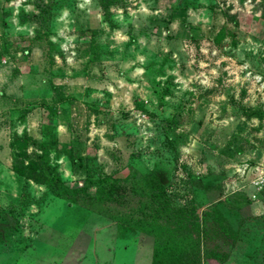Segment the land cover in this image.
<instances>
[{
  "label": "rangeland",
  "instance_id": "374dc122",
  "mask_svg": "<svg viewBox=\"0 0 264 264\" xmlns=\"http://www.w3.org/2000/svg\"><path fill=\"white\" fill-rule=\"evenodd\" d=\"M18 137L109 214L227 205L238 225L264 161V0H0V264H153V235L17 173ZM263 238L243 220L222 264H264Z\"/></svg>",
  "mask_w": 264,
  "mask_h": 264
},
{
  "label": "trees",
  "instance_id": "16d2710c",
  "mask_svg": "<svg viewBox=\"0 0 264 264\" xmlns=\"http://www.w3.org/2000/svg\"><path fill=\"white\" fill-rule=\"evenodd\" d=\"M14 143H17L18 150L14 156L13 169L17 173L37 182L48 183L53 194L106 213L119 222L121 226L136 232L153 235L156 247L153 264H203L204 258L214 259L222 264L230 258L237 245L240 232L231 225L218 205H214L205 211L204 223L200 221V212L197 207H194V211L184 207L181 210L178 209L174 213L176 218H170L166 222H161L159 218L158 221L143 220L140 215L135 218L132 216V212L123 209H118L109 214V211L105 212V209L101 208L104 202L97 200L96 197L80 195L77 189L69 187L59 178L47 180L44 169L48 160L43 155L38 156L37 162L31 158V155L26 151L27 138L18 137ZM21 154L28 158V163L24 161ZM107 209H109L108 206ZM183 244H188L189 247L185 248L184 253L182 251L184 257L180 258L173 252V248H182ZM168 249L170 250L168 251ZM172 256L174 259L171 258Z\"/></svg>",
  "mask_w": 264,
  "mask_h": 264
},
{
  "label": "crops",
  "instance_id": "0c3cea01",
  "mask_svg": "<svg viewBox=\"0 0 264 264\" xmlns=\"http://www.w3.org/2000/svg\"><path fill=\"white\" fill-rule=\"evenodd\" d=\"M250 188L252 189V192L251 193L250 192H247L246 195H242V196H245V198L247 197L248 203H246V204L244 203V204H240L239 205V209H241V208L243 209L244 208V209L250 211V215L246 216L244 219L242 218L243 220L246 219V221H248L249 217L252 218V216L264 215V189L263 190H260V191H257L252 186H250ZM254 193H256V195H257L255 199L252 197V195ZM220 208L222 209V211L224 212V214L226 215V217L230 221L231 225L234 228L238 229L239 232H241V226H242L243 220L242 219L239 220L238 225H236V223H235L237 207L225 205V206H222ZM238 212H239V210H238ZM239 214H240V212H239ZM239 240H240V237L238 239L237 244L239 243ZM232 255L230 256V258L226 262H229L230 261ZM211 260H214V259H211ZM99 262H100V260H99Z\"/></svg>",
  "mask_w": 264,
  "mask_h": 264
},
{
  "label": "built area",
  "instance_id": "2783aa9c",
  "mask_svg": "<svg viewBox=\"0 0 264 264\" xmlns=\"http://www.w3.org/2000/svg\"><path fill=\"white\" fill-rule=\"evenodd\" d=\"M250 182L247 186L254 187L257 191L264 189V161L257 164L253 170V174L249 173ZM256 193L252 197L256 198Z\"/></svg>",
  "mask_w": 264,
  "mask_h": 264
}]
</instances>
